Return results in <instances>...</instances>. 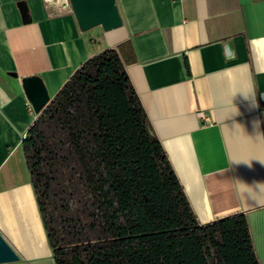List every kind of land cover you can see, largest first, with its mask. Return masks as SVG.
Returning <instances> with one entry per match:
<instances>
[{
    "label": "crops",
    "instance_id": "0c3cea01",
    "mask_svg": "<svg viewBox=\"0 0 264 264\" xmlns=\"http://www.w3.org/2000/svg\"><path fill=\"white\" fill-rule=\"evenodd\" d=\"M115 3L120 27L81 31L68 0H0V234L18 264H55L21 150L38 115L21 79L40 76L51 100L115 48L198 222L243 213L264 264V0Z\"/></svg>",
    "mask_w": 264,
    "mask_h": 264
},
{
    "label": "trees",
    "instance_id": "16d2710c",
    "mask_svg": "<svg viewBox=\"0 0 264 264\" xmlns=\"http://www.w3.org/2000/svg\"><path fill=\"white\" fill-rule=\"evenodd\" d=\"M115 48L81 64L21 150L55 264H258L243 213L198 222Z\"/></svg>",
    "mask_w": 264,
    "mask_h": 264
},
{
    "label": "water",
    "instance_id": "95a60500",
    "mask_svg": "<svg viewBox=\"0 0 264 264\" xmlns=\"http://www.w3.org/2000/svg\"><path fill=\"white\" fill-rule=\"evenodd\" d=\"M68 3L81 31H87L96 26L109 31L123 24L115 0H68ZM22 9L25 22L26 15ZM21 84L24 96L30 102L32 109L35 113H40L50 102L42 78L38 75L23 77ZM19 259V255L0 234V264L18 262Z\"/></svg>",
    "mask_w": 264,
    "mask_h": 264
},
{
    "label": "built area",
    "instance_id": "2783aa9c",
    "mask_svg": "<svg viewBox=\"0 0 264 264\" xmlns=\"http://www.w3.org/2000/svg\"><path fill=\"white\" fill-rule=\"evenodd\" d=\"M197 114H198V116H199L200 118L205 119V116H204V114H203L201 111H198ZM24 136H25V135H24ZM24 136H22V139L24 138Z\"/></svg>",
    "mask_w": 264,
    "mask_h": 264
},
{
    "label": "rangeland",
    "instance_id": "374dc122",
    "mask_svg": "<svg viewBox=\"0 0 264 264\" xmlns=\"http://www.w3.org/2000/svg\"><path fill=\"white\" fill-rule=\"evenodd\" d=\"M6 264H18V262L6 263Z\"/></svg>",
    "mask_w": 264,
    "mask_h": 264
},
{
    "label": "clouds",
    "instance_id": "9594fccd",
    "mask_svg": "<svg viewBox=\"0 0 264 264\" xmlns=\"http://www.w3.org/2000/svg\"><path fill=\"white\" fill-rule=\"evenodd\" d=\"M258 184H264V183H260V182H258Z\"/></svg>",
    "mask_w": 264,
    "mask_h": 264
}]
</instances>
